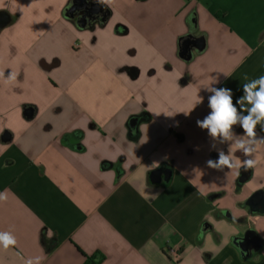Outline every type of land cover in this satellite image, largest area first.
<instances>
[{
  "label": "crops",
  "instance_id": "crops-1",
  "mask_svg": "<svg viewBox=\"0 0 264 264\" xmlns=\"http://www.w3.org/2000/svg\"><path fill=\"white\" fill-rule=\"evenodd\" d=\"M76 1L106 18L69 15ZM0 11V232L17 240L0 264L94 253L101 264H264V213L246 205L264 194V147L242 181L244 168L207 167L217 152L196 123L211 78L235 103L245 74L264 75V0H0ZM197 39L203 49L183 59ZM158 168L171 177L153 185ZM248 231L261 247L242 254Z\"/></svg>",
  "mask_w": 264,
  "mask_h": 264
},
{
  "label": "clouds",
  "instance_id": "clouds-1",
  "mask_svg": "<svg viewBox=\"0 0 264 264\" xmlns=\"http://www.w3.org/2000/svg\"><path fill=\"white\" fill-rule=\"evenodd\" d=\"M223 74L226 78L230 77L229 73ZM243 79L248 82L243 83V95L236 99L235 103L231 89L213 87L219 83L218 78H211L203 85L205 90L211 93L208 97L210 112L196 123L201 129L207 130L212 140L210 150L217 152L216 159L206 161L207 167L211 169L222 171L225 168L230 170L235 168L239 174L241 168H255L258 164L255 154L264 147V136L257 134L258 125L261 131H264V75L249 80L245 74ZM202 102L203 97L197 94L192 107L185 114L190 113ZM237 125L242 128V135L234 131V126ZM218 144L229 145L227 154L222 148L217 147ZM237 151L241 152L245 159L236 157ZM7 199L8 190L0 192V202ZM16 245V237L11 232H0V249L7 251ZM42 260V256L29 257L24 260V264H42Z\"/></svg>",
  "mask_w": 264,
  "mask_h": 264
},
{
  "label": "water",
  "instance_id": "water-1",
  "mask_svg": "<svg viewBox=\"0 0 264 264\" xmlns=\"http://www.w3.org/2000/svg\"><path fill=\"white\" fill-rule=\"evenodd\" d=\"M10 23V16L4 12L0 11V30L3 29ZM83 24V23H82ZM191 45L195 47L197 50H202L204 47V42L201 39H197L196 41L189 42L185 41L181 47L180 55L183 59L189 60L191 57ZM27 115H31L28 111ZM136 124V120L133 119L130 121V126L134 127ZM2 139L4 141L9 140V136L4 134ZM248 176V171L245 169L242 171V175L240 180H245ZM171 177V171L169 169L158 168L150 172L149 181L151 184L156 185L161 182H168ZM246 205L253 212L264 213V194L262 192L254 193L247 201ZM238 248L242 252V254H247L251 249L257 250L261 247L260 239L252 232L248 231L244 237L237 241Z\"/></svg>",
  "mask_w": 264,
  "mask_h": 264
},
{
  "label": "flooded vegetation",
  "instance_id": "flooded-vegetation-1",
  "mask_svg": "<svg viewBox=\"0 0 264 264\" xmlns=\"http://www.w3.org/2000/svg\"><path fill=\"white\" fill-rule=\"evenodd\" d=\"M68 14L89 23L105 19L107 11L96 3L76 1L69 7Z\"/></svg>",
  "mask_w": 264,
  "mask_h": 264
},
{
  "label": "built area",
  "instance_id": "built-area-1",
  "mask_svg": "<svg viewBox=\"0 0 264 264\" xmlns=\"http://www.w3.org/2000/svg\"><path fill=\"white\" fill-rule=\"evenodd\" d=\"M167 255L174 262H178L181 258L180 248L172 246L167 248Z\"/></svg>",
  "mask_w": 264,
  "mask_h": 264
},
{
  "label": "trees",
  "instance_id": "trees-1",
  "mask_svg": "<svg viewBox=\"0 0 264 264\" xmlns=\"http://www.w3.org/2000/svg\"><path fill=\"white\" fill-rule=\"evenodd\" d=\"M104 257L100 253H94L91 256L86 257L83 264H101Z\"/></svg>",
  "mask_w": 264,
  "mask_h": 264
}]
</instances>
